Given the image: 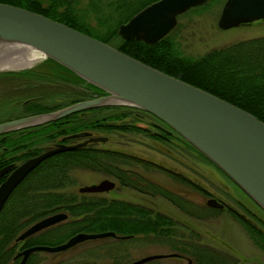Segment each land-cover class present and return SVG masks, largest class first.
<instances>
[{
    "label": "rangeland",
    "instance_id": "obj_1",
    "mask_svg": "<svg viewBox=\"0 0 264 264\" xmlns=\"http://www.w3.org/2000/svg\"><path fill=\"white\" fill-rule=\"evenodd\" d=\"M84 2L85 0H80L79 5L82 6ZM221 4V0H206L201 5L198 4L199 6H190L176 16V21L166 36L174 42L175 48L181 55L193 57L211 48L264 35V19L240 23L228 28L218 27L216 20ZM110 42L114 44L115 37L110 39ZM45 60L39 58L30 65L0 68V121L36 113L29 107V102L37 105L36 109L40 110L38 112H42L97 94L80 82L74 83L70 76L61 70L59 78L52 81L49 78L54 74L52 73L54 67L47 65ZM28 97L30 99H27ZM113 122L131 123L140 128L139 130L85 128L72 133L83 131L87 132L88 136H104L105 140L92 141L93 145L135 156L138 161L132 159L126 164H121L128 170L126 175H131L133 172L132 174L159 185L168 193L175 195V203L181 205L178 206L158 192L153 193L150 186L146 185V190H141L138 186H135L136 188L125 186L109 173L84 166H73L69 169L71 181L68 189L76 193H95L96 196L116 197L136 202L168 215L172 223L166 226L167 229L163 234L138 233L125 238L97 237L82 240L58 251H33L30 253V264H126L142 256L156 253H174V255L152 258L140 264H195V260L187 251L198 246H207L229 253L230 257H233L232 264H264V257L258 249L264 243V238L261 237L262 240L255 237L254 241V238H250L246 232L247 227L251 226L250 223L260 226L263 231L264 226L256 222L244 208L242 210L234 198L243 200L242 202L246 203L250 210L256 212L255 215H258L259 210L245 196L246 199L240 196L242 192L226 175L175 133L169 132V136L163 141L153 136L152 133L160 135L157 126L161 123L148 116L127 114ZM145 123L148 125L145 126ZM163 129L167 130L164 126ZM72 133H68L71 134L69 136H74ZM61 136V134L57 135L50 140L42 139L27 147H36L41 152L53 147V142L59 141ZM81 136L70 137L67 142H75L78 140L77 137H80L78 141L87 137V135ZM87 143L90 142L85 144ZM27 147L14 149L9 155L16 157L27 150ZM23 160L18 158L11 160L12 166L6 172L8 173ZM4 175L1 176L0 182L7 174ZM103 178L113 181L114 185L111 189L98 192L78 191L79 186L96 183ZM135 180L138 185H145L143 180ZM209 198H214L221 205L207 204L206 200ZM238 215L249 220V223L242 220L243 223ZM66 219L68 216L56 223ZM20 249H22L20 244L15 245L11 258L4 264H17L19 257L14 255Z\"/></svg>",
    "mask_w": 264,
    "mask_h": 264
},
{
    "label": "trees",
    "instance_id": "obj_2",
    "mask_svg": "<svg viewBox=\"0 0 264 264\" xmlns=\"http://www.w3.org/2000/svg\"><path fill=\"white\" fill-rule=\"evenodd\" d=\"M79 1L0 0L39 12L105 41L143 63L200 87L264 121V35L211 48L197 56H184L177 51L174 42L166 34L153 43H146L140 39H125L116 33L119 23L126 21L133 13L154 0H85L82 6L79 5ZM113 37L116 40L114 44L110 42ZM45 62L54 67L52 71L54 74L49 78L52 81L59 78L60 70L68 75V70L55 61L46 58ZM69 75L74 83L80 82L75 76L70 73ZM92 90L97 92L95 88ZM28 105L34 109L33 112L40 111L33 102H29ZM133 109L137 108L94 107L72 112L41 125L1 133L0 167L14 158L25 159L38 153V148L27 146L42 139H53L60 134L85 128L139 130V126L131 123L113 122L121 116L135 114ZM147 114L160 122L169 132L175 133L154 115ZM169 132L166 134L164 129L160 131V135L158 133L152 135L163 141L169 136ZM25 147L28 149L18 156L9 155L12 150ZM5 155L7 157H4ZM132 159L134 160L135 156L96 147L93 142L55 152L42 159L14 186L0 207V264L11 258L17 244L22 248L37 243L55 244L77 231L111 230L117 235L129 237L138 233L163 234L172 220L162 212L129 200L96 196L95 193H76L68 189L71 181L69 169L73 166H84L109 173L125 186H138L141 190H146V185L150 186L153 193L158 192L175 203V195L168 193L159 185L132 174L133 172L126 175L128 170L121 164H126ZM135 179L143 180L145 185H138ZM58 210L65 211L68 219L45 227L22 240L14 241L17 233L29 223ZM187 252L195 260V264L233 263V257H230L229 253L207 246L193 247ZM30 257L31 254L24 264H30Z\"/></svg>",
    "mask_w": 264,
    "mask_h": 264
},
{
    "label": "water",
    "instance_id": "obj_3",
    "mask_svg": "<svg viewBox=\"0 0 264 264\" xmlns=\"http://www.w3.org/2000/svg\"><path fill=\"white\" fill-rule=\"evenodd\" d=\"M206 0H154L117 26L122 38L153 43L174 25L176 16ZM264 19V0H223L216 24L228 28L240 23ZM25 45L63 66L82 85L97 89V94L51 110L30 113L0 121V134L41 125L72 112L101 106H128L141 109L165 123L182 139L215 165L264 211V121L252 113L176 76L167 74L65 23L39 12L0 2V55L8 48ZM70 76V75H69ZM77 132L74 136H84ZM106 137L90 135L74 143L58 142L16 164L0 182V207L14 186L46 156L103 141ZM12 166L0 168V174ZM112 180L78 187L80 192L106 191ZM207 204L220 206L214 198ZM67 216L64 211L47 214L25 226L15 240L50 226ZM121 237L111 230L78 231L57 244H33L17 251V264H24L37 250L58 251L85 239ZM169 254L142 256L126 264Z\"/></svg>",
    "mask_w": 264,
    "mask_h": 264
},
{
    "label": "flooded vegetation",
    "instance_id": "obj_4",
    "mask_svg": "<svg viewBox=\"0 0 264 264\" xmlns=\"http://www.w3.org/2000/svg\"><path fill=\"white\" fill-rule=\"evenodd\" d=\"M33 97V96H32ZM31 97V98H32ZM27 99H30V97H28ZM134 110V113L136 114V115H140V114H143L144 116H148V117H150V115L149 114H147L146 112H142V111H140V110H138V109H133ZM19 116H22V115H19ZM15 117H18V116H15ZM15 117H13V118H15ZM148 125V123H145V126H147ZM162 125V124H161ZM160 124H158V126H157V128H159L160 129V131L161 130H164L163 129V126H161ZM166 131V134H168V132H169V130H165ZM73 134V133H72ZM69 135H71V134H65V135H62L61 136V138L59 139V141H56V142H53V144L55 145L56 143H58V142H62V143H66V144H68L69 142H67L68 140H69V138L70 137H75V136H69ZM85 136V135H84ZM87 136H88V134H87ZM164 136H166V135H164ZM82 137V136H81ZM177 137H179V136H177ZM78 138V140L80 139V137H77ZM85 138H86V136H85ZM166 138V137H165ZM65 139H67V140H65ZM72 140V139H71ZM78 140H75V142H77ZM71 143H74V141L73 142H71ZM7 164V163H6ZM5 165V164H4ZM3 165V166H4ZM2 167V166H1ZM134 173H136V172H134ZM6 175L7 174V172L5 171V172H3L2 174H0V176H3V175ZM178 174V176H179V173H177ZM4 175V176H5ZM231 181V180H230ZM232 182V181H231ZM233 183V182H232ZM234 184V183H233ZM234 186H236L235 184H234ZM238 189H239V191H241L242 193L240 194V196L243 198V199H249L255 206H256V208L259 210H257L259 213H257L258 215H255L254 213H256V212H254V210H250L245 204L246 203H243L242 201H241V199L240 198H237V197H235L234 198V200H235V202L237 203V204H239L240 206H241V208H242V210H243V208H244V210L245 211H248L254 218H255V220H256V222H259L260 224H262L263 226H264V211L250 198V197H248L238 186H236ZM136 188V187H135ZM246 198H245V197ZM222 207V206H221ZM261 212V213H260ZM262 214H263V216H262ZM239 216V215H238ZM239 219L242 221H244L245 219L243 218V217H241V216H239ZM242 221V222H243ZM245 221H247V223H249V220H245ZM244 223V222H243ZM250 225L251 226H249V227H247V230H246V232L249 234V236H250V238H254V241H255V237H258V238H261V237H263L264 238V231L261 229V227L260 226H257V225H254V224H251L250 223ZM262 239V238H261ZM257 241H259L258 239H256ZM263 240V239H262ZM258 249L262 252V255H263V257H264V243L263 244H261L259 247H258Z\"/></svg>",
    "mask_w": 264,
    "mask_h": 264
},
{
    "label": "bare ground",
    "instance_id": "obj_5",
    "mask_svg": "<svg viewBox=\"0 0 264 264\" xmlns=\"http://www.w3.org/2000/svg\"><path fill=\"white\" fill-rule=\"evenodd\" d=\"M40 56L39 52L32 47L25 45L13 46L0 55V68H16L30 65L33 61L39 59Z\"/></svg>",
    "mask_w": 264,
    "mask_h": 264
}]
</instances>
